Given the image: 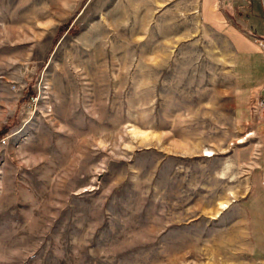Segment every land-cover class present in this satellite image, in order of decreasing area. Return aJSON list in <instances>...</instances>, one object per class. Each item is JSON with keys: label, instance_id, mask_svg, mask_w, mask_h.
Returning a JSON list of instances; mask_svg holds the SVG:
<instances>
[{"label": "rangeland", "instance_id": "1", "mask_svg": "<svg viewBox=\"0 0 264 264\" xmlns=\"http://www.w3.org/2000/svg\"><path fill=\"white\" fill-rule=\"evenodd\" d=\"M193 3L0 0V264H264V98Z\"/></svg>", "mask_w": 264, "mask_h": 264}, {"label": "crops", "instance_id": "2", "mask_svg": "<svg viewBox=\"0 0 264 264\" xmlns=\"http://www.w3.org/2000/svg\"><path fill=\"white\" fill-rule=\"evenodd\" d=\"M247 2L249 0H194V3L191 4L194 5L193 9L197 14L199 22H208L216 28L219 27L221 32L226 35V38L230 40L232 48L230 72L232 78L233 76L234 78L236 77V83L233 86L239 94V99H235L237 103H243L251 94L260 95L259 97L264 98V75L261 72L262 68L259 65L254 67L248 58V56L263 54V52L256 43L255 36L258 35L249 30L250 28L246 24L243 25L244 17L248 16V12L244 13L243 10V6ZM236 62L239 65L237 74L235 72ZM236 106L239 107V104H236ZM262 141L264 152V138H262ZM259 166L261 168L260 182L264 186V159L260 162ZM249 191H251L250 182L245 193V198H247Z\"/></svg>", "mask_w": 264, "mask_h": 264}, {"label": "trees", "instance_id": "3", "mask_svg": "<svg viewBox=\"0 0 264 264\" xmlns=\"http://www.w3.org/2000/svg\"><path fill=\"white\" fill-rule=\"evenodd\" d=\"M243 24H244V23H243ZM246 26H247V25H246ZM247 27H248V26H247ZM61 28H62V27H61ZM250 29H252V28H250ZM252 32L255 33L254 31H252ZM27 95H28V90H27V91H23V92H22V95H21V96H22V99H23V98H27ZM11 123H13V122L9 121L8 123H6L5 126L2 127V131H4L5 129H7V128L9 127V125H11Z\"/></svg>", "mask_w": 264, "mask_h": 264}, {"label": "built area", "instance_id": "4", "mask_svg": "<svg viewBox=\"0 0 264 264\" xmlns=\"http://www.w3.org/2000/svg\"><path fill=\"white\" fill-rule=\"evenodd\" d=\"M257 45L261 47L263 45L262 41L261 40L260 41L258 40L257 41ZM260 107H261V111L264 112V102L263 103H260Z\"/></svg>", "mask_w": 264, "mask_h": 264}, {"label": "bare ground", "instance_id": "5", "mask_svg": "<svg viewBox=\"0 0 264 264\" xmlns=\"http://www.w3.org/2000/svg\"><path fill=\"white\" fill-rule=\"evenodd\" d=\"M212 152L210 151V150H207L206 151V154L208 155V154H211Z\"/></svg>", "mask_w": 264, "mask_h": 264}]
</instances>
